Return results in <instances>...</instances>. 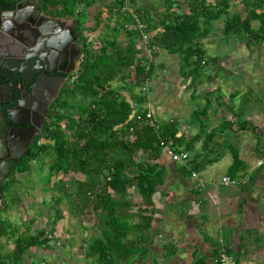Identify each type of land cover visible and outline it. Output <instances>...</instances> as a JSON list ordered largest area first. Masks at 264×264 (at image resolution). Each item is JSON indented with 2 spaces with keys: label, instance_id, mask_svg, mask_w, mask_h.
I'll list each match as a JSON object with an SVG mask.
<instances>
[{
  "label": "trees",
  "instance_id": "16d2710c",
  "mask_svg": "<svg viewBox=\"0 0 264 264\" xmlns=\"http://www.w3.org/2000/svg\"><path fill=\"white\" fill-rule=\"evenodd\" d=\"M40 1L50 8L56 9L60 5V12L65 10L70 14L75 6L83 8L76 15V24L86 52L73 88H68L60 97L56 114L35 139V151L28 162L39 160L42 155L51 159L45 175L47 184L60 173L64 176L70 173L84 176V179L74 178L58 187L52 185L54 191L62 186L60 189L64 192L54 201V226L63 216L59 208L61 201L68 195L75 196L76 208L79 206L82 211L92 210L100 214L99 222L105 225L101 235L92 237L87 255L99 264H129L134 254L148 251L146 245H135L130 236L133 229L130 219L134 217L131 208L138 206L139 211H146L152 204L157 186L165 181V172L156 162L163 150L161 142L176 147L175 142L180 139L176 136L177 128L171 123L159 129L150 123L140 125L135 117H131L136 108L132 101L140 104V112L147 111L142 106L147 100L143 89L151 79L154 67L148 57L143 59L138 56L142 48L139 46L142 31L136 19L122 10L125 0H115L111 5L123 17L121 24L109 27L111 32L100 37L96 43L84 35L87 28L84 21L86 9L99 0ZM185 1L188 10L182 11L176 0H167L160 21L148 9L142 12L144 7L136 8L135 0L131 1L139 20L145 25V31L151 32L153 27L160 25L161 30L150 38L149 46L181 55L183 75L189 72V76L196 75L198 78L203 67L217 63L218 56L208 54L203 40L214 30V21L221 17L225 18V36L244 34L241 40L246 38L249 46L264 43V0H243L247 12L245 16L240 11L231 13L228 9L231 0ZM254 20L258 21V25L252 23ZM127 22L133 24L131 29L125 27ZM100 24L101 21H97L93 29ZM121 30L125 33L122 41L117 38ZM114 82L118 84L114 85ZM125 91L131 94L132 101ZM78 96L82 100L75 102ZM241 126L246 129L248 123ZM172 139L174 144L170 143ZM139 152H142L141 157ZM242 165L243 160L235 156L229 173L235 177ZM27 169H30V163L20 171ZM131 185L139 189L142 202L126 200ZM17 202V198L11 197L6 209H11ZM140 217L142 226L138 227L141 232H146L151 217L143 214ZM54 226L50 230L44 228L37 234H29L17 227L7 232L9 225H6L0 234L5 233L7 239L15 241L11 250L0 253V264H22L28 250L34 246L49 245L50 238L54 236Z\"/></svg>",
  "mask_w": 264,
  "mask_h": 264
},
{
  "label": "crops",
  "instance_id": "0c3cea01",
  "mask_svg": "<svg viewBox=\"0 0 264 264\" xmlns=\"http://www.w3.org/2000/svg\"><path fill=\"white\" fill-rule=\"evenodd\" d=\"M136 1V8L144 7L142 12L152 11L150 4L142 5ZM99 2H104V5ZM114 2L99 0L88 8L95 9L90 14L86 9L84 35H89V41L96 43L105 36V32L111 31L109 27L115 26V18H109L113 13L117 14L116 8L111 6ZM155 15L160 21V14ZM97 21L101 24L94 30ZM160 30V25L153 27L149 32L150 38ZM124 37L122 31L117 38L122 41ZM139 46L142 48L138 56L148 57L154 67L153 75L143 89L147 100L142 106L153 114V126L156 128L169 123L177 128L176 136L180 139L176 140V147L173 148L172 144H167V147L177 152L187 151L190 162L175 161L163 146L156 162L165 172V181L157 186L153 202L146 211L131 209L134 216L130 219L132 240L135 245L154 246L155 252L164 250L165 264H216L222 246L236 258V264H264V149L254 147L255 143L249 142L248 134L251 130L253 138L260 131L264 132V121L256 117L252 120L256 124L249 123L244 129L239 124L241 116L237 115L243 107L231 98L234 93L224 97L220 91L214 97L212 89L203 88L204 78L211 77L204 67L197 78L198 87L204 90L198 91V87L193 88V78L183 75L182 65L177 64L180 60L182 62L181 55L178 60H170V56L177 58L178 54L157 46L150 48L142 41ZM221 58L224 56H218L216 69L223 68L220 66ZM124 93L132 101L131 94ZM195 98L198 100L196 108L192 104ZM132 102L136 108L131 117L140 108V104ZM218 125L222 126L221 130ZM196 137L197 140L192 142ZM235 156L243 160V165L233 177L229 169ZM226 174L235 178L237 183L222 184V177ZM75 176L84 179L82 174ZM132 189H128L126 200L142 202L139 189L136 186ZM140 214L151 217L146 232L140 231ZM143 234L144 237L140 238ZM83 244L81 249L88 248Z\"/></svg>",
  "mask_w": 264,
  "mask_h": 264
},
{
  "label": "rangeland",
  "instance_id": "374dc122",
  "mask_svg": "<svg viewBox=\"0 0 264 264\" xmlns=\"http://www.w3.org/2000/svg\"><path fill=\"white\" fill-rule=\"evenodd\" d=\"M176 1L181 5V10L184 11L188 9L185 0ZM209 1L211 2L213 0ZM137 2L142 5L150 4L152 8L151 13L154 16H157L155 13L161 15L167 6V0H137L136 3ZM231 2V13L240 11L243 16L247 14L243 0H231ZM103 3L104 2H99L100 5ZM59 8L60 5H57L56 10H59ZM80 8L82 7H73V16L77 15L75 12ZM94 10V8L91 10L88 9V13L90 14ZM80 17L83 18L82 15H80ZM109 18L111 20L115 18L113 20L115 21V25L121 24L123 19L118 13L111 14ZM224 22V17L216 19L214 21V30L203 40L210 56H224V58H221L220 62V66L223 68L216 69V64L206 65L204 71L211 73V77L204 78L205 80L203 79L202 85L204 89H212L211 91H213L214 97L216 93L220 91L224 97H228L231 92L235 93V96H231V98H234L236 103H239L240 106L243 107V111L239 110L237 112V115L241 116L239 118V124L241 125L244 120H247L246 122L248 124L252 123V125H255L256 123L252 120H255L256 117L264 121V43L257 46H249L246 43V38L241 40L244 34L225 36L223 34ZM254 24L258 25V22L255 21ZM110 32L111 31L108 30L105 33L108 34ZM102 34L101 31L100 35ZM161 51L165 53V51ZM179 56V54L177 58L170 56V60H178V58H180ZM177 64L183 66V60L182 62L180 60ZM188 74V78H194L193 88L196 89V87H198L197 82H199L196 75L189 76ZM117 84V82H114V85ZM211 86L213 88H211ZM204 89L198 87V91ZM81 100V97L78 96L75 102ZM197 101L196 98L192 99L194 108L197 107ZM223 122L224 121H222V123ZM218 127L219 130L222 129L221 125H218ZM226 132L228 134V131ZM251 133L252 131L250 130L248 133L249 142H254V147L258 146L260 149H264V132L260 131V133L253 138L250 136ZM50 160L48 156L42 155L39 160H32L30 162L29 170L16 175L17 180L10 190V195L17 198L18 202L13 205L6 215H4V219L9 223V227H6L7 232H12L18 228L19 231L37 234L41 229L47 228L50 230L54 226V218H56L54 201L56 196H61L64 192L63 189H60L62 186L54 191L52 185L55 184V186L58 187L64 183L68 184L73 181L76 176L74 173H70L67 176L60 173L54 175L51 183L47 184L45 175L48 173ZM224 160H227V157ZM40 165H42L41 173ZM129 188L134 189L135 186L133 187L131 185ZM133 189L131 191H133ZM64 198L65 199H63L59 205V208L63 211V216L54 226V236L50 238L51 241L48 242L49 245L34 246L28 250L25 253L22 264H99L87 255L86 252L88 248L86 246L85 249H81V247L82 243H84L83 246L88 245L92 237L101 235L105 226L99 222L101 215H97L92 210L82 211L79 209V206L76 208L77 202L74 203L73 201L75 196L68 195ZM73 206L75 207L74 210H72ZM131 209L137 210L138 208L132 207ZM82 239H84V242L81 243ZM14 241L13 238H5L3 240V245H6V251L14 247ZM74 246L75 250H73ZM146 247H149L148 251H145L144 254H134L129 264H165L166 255L164 250L155 252V249H153L155 248L154 246L146 245ZM156 247L159 248V245H156Z\"/></svg>",
  "mask_w": 264,
  "mask_h": 264
},
{
  "label": "flooded vegetation",
  "instance_id": "af4514ba",
  "mask_svg": "<svg viewBox=\"0 0 264 264\" xmlns=\"http://www.w3.org/2000/svg\"><path fill=\"white\" fill-rule=\"evenodd\" d=\"M64 11L40 0H0V233L9 225L4 215L16 175L32 161L35 139L73 88L86 52L76 16ZM5 238L0 234V253L7 252Z\"/></svg>",
  "mask_w": 264,
  "mask_h": 264
},
{
  "label": "built area",
  "instance_id": "2783aa9c",
  "mask_svg": "<svg viewBox=\"0 0 264 264\" xmlns=\"http://www.w3.org/2000/svg\"><path fill=\"white\" fill-rule=\"evenodd\" d=\"M131 1L132 0H125V4L122 10L124 12H128L129 14L132 15L134 19H136L138 23V27L142 31V42L145 43L146 46L150 47L149 46L150 33L148 31H145V25L139 20V14L136 12L135 8L132 7ZM125 27L128 29H131L133 27V24L126 23ZM76 78H77V74L74 75V79ZM133 117H135L139 121L140 125H143L146 123H150L151 125H154L153 114L150 111H147V112L135 111L133 113ZM38 143L40 144L41 141L39 140ZM161 144L167 147V144H164L163 141L161 142ZM166 151L175 161L182 162V163L190 162V155L187 151L177 152L171 147H167ZM193 175H196V173H193ZM236 183H237V180L228 174L222 177V184L224 185H233ZM216 264H236V258L228 252V249L225 246H222L218 251V254L216 257Z\"/></svg>",
  "mask_w": 264,
  "mask_h": 264
},
{
  "label": "water",
  "instance_id": "95a60500",
  "mask_svg": "<svg viewBox=\"0 0 264 264\" xmlns=\"http://www.w3.org/2000/svg\"><path fill=\"white\" fill-rule=\"evenodd\" d=\"M79 35L77 34V37H78Z\"/></svg>",
  "mask_w": 264,
  "mask_h": 264
},
{
  "label": "clouds",
  "instance_id": "9594fccd",
  "mask_svg": "<svg viewBox=\"0 0 264 264\" xmlns=\"http://www.w3.org/2000/svg\"><path fill=\"white\" fill-rule=\"evenodd\" d=\"M39 142V141H38ZM39 144V143H38Z\"/></svg>",
  "mask_w": 264,
  "mask_h": 264
}]
</instances>
